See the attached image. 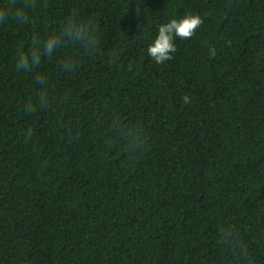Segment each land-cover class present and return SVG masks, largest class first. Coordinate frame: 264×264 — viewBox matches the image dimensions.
<instances>
[{
  "label": "trees",
  "instance_id": "16d2710c",
  "mask_svg": "<svg viewBox=\"0 0 264 264\" xmlns=\"http://www.w3.org/2000/svg\"><path fill=\"white\" fill-rule=\"evenodd\" d=\"M16 3L28 21L0 23V264H264V0ZM187 14L203 23L156 63L158 27ZM53 34L52 56L16 67Z\"/></svg>",
  "mask_w": 264,
  "mask_h": 264
},
{
  "label": "clouds",
  "instance_id": "9594fccd",
  "mask_svg": "<svg viewBox=\"0 0 264 264\" xmlns=\"http://www.w3.org/2000/svg\"><path fill=\"white\" fill-rule=\"evenodd\" d=\"M9 19L24 23L29 19L24 7H17L16 0H8L7 3L0 5V23L7 22ZM202 23L199 15L187 14L179 21L171 19L170 22L160 25L157 36L147 48V54L158 64L172 59L170 53L176 51L175 38L190 39ZM66 34L71 35V33ZM75 39L82 41L85 46H91L88 28L85 25H81L75 30ZM60 43L61 40L55 34L48 36L40 44H36L34 39L33 47L29 50L30 55L28 53L20 55L16 67L31 71L33 67L40 64L42 56H52ZM64 70H71V66L69 65ZM182 100L184 103L190 102L188 95L183 96Z\"/></svg>",
  "mask_w": 264,
  "mask_h": 264
}]
</instances>
